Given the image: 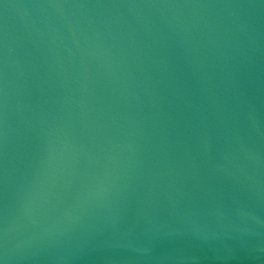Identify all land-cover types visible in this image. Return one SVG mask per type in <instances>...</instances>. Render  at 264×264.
<instances>
[{"label":"water","instance_id":"95a60500","mask_svg":"<svg viewBox=\"0 0 264 264\" xmlns=\"http://www.w3.org/2000/svg\"><path fill=\"white\" fill-rule=\"evenodd\" d=\"M0 264H264V0H0Z\"/></svg>","mask_w":264,"mask_h":264}]
</instances>
